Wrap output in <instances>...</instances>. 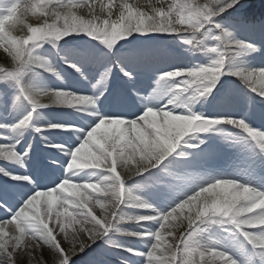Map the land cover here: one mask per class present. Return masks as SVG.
<instances>
[{
    "label": "rangeland",
    "instance_id": "rangeland-1",
    "mask_svg": "<svg viewBox=\"0 0 264 264\" xmlns=\"http://www.w3.org/2000/svg\"><path fill=\"white\" fill-rule=\"evenodd\" d=\"M224 4L221 7H215L213 10L209 11L206 8L205 1L199 3H181L180 0H174L170 10V16L166 19V24L162 27L157 25L149 29V33L153 32L154 35L160 36L164 33L170 32V29L174 31H181L183 26H189L188 30L193 28L195 20L200 18L202 22H206L209 19L212 20L214 17H217L221 13L232 9L234 6H243L246 0H223ZM264 1V0H261ZM160 2H163L160 0ZM165 3V2H163ZM31 4V1L26 3H20V0H9L6 5L11 9L9 13H6L4 17L3 14H0L2 23H0V28H4V33H0V58H8L16 54L18 50L17 39L14 38V34L17 32V28L20 29L22 33H28V38H32L37 32L44 33V29L50 28V33H44L43 39H46L50 44H54L56 39H71V38H86L90 34L95 32H104L106 34L112 33L114 31H119L120 33L124 32V26H121V22L117 19L118 26L117 29L112 28L110 24L104 26L105 21L104 16H99L98 26H104L103 30H93V27L96 26V23L92 20L90 24H68L62 19V15H57V11L53 12L50 16L46 17V11L39 9L30 10L28 6ZM32 6V4H31ZM105 4L100 6L99 13L101 14L103 10L108 7H104ZM109 8V7H108ZM107 9V8H106ZM62 12V10H61ZM71 17V14L69 15ZM200 16V17H199ZM69 17V18H70ZM45 18V19H44ZM44 19L41 23L42 28L33 27L39 24V22ZM59 19V21H57ZM75 19H79L76 17ZM27 21L29 25L26 27L18 26V23L21 21ZM34 22V23H31ZM260 20L259 22H261ZM103 22V23H102ZM194 22V23H193ZM264 22V19H263ZM254 23V22H253ZM252 21L246 25H242V21L238 20L235 23L228 22L224 23L221 21L219 24L220 32L216 33L213 30H208L205 32L204 37L208 39L207 46L212 48L214 53H208V55L216 54H231L237 57V61L231 60V66L235 71L238 69L242 72L240 78L244 81L245 85L250 89L255 90L258 96V103L264 106V38L260 37L255 39L252 35L254 34V29L256 26L253 25ZM128 28V24L126 27ZM123 30V31H122ZM143 34L145 32H142ZM250 36V37H247ZM87 39V38H86ZM90 39V38H89ZM91 41V40H89ZM88 41V42H89ZM3 44V45H1ZM5 46H8L5 48ZM234 48V49H233ZM238 48V51L237 49ZM159 51V50H158ZM233 51V52H232ZM36 60H38L36 58ZM207 66L209 64L205 63ZM40 65V64H39ZM42 66V70H45V66ZM174 72V70H173ZM171 73H168L170 76ZM166 76V80H158L157 82L152 77H145L148 80V84L144 88L142 94L144 99H151L153 107H157L155 110L157 114L152 116L150 114L145 115L141 122L136 127H128L124 129L127 137L124 139L133 140V142L127 144L128 141L116 142L112 139H107L104 134L106 127L102 126L97 129L95 136L85 140V147L78 149L71 161V165L76 167L78 164V159L83 157L79 162V165H88L89 163L103 162L107 160L106 150L113 145L114 147H122V157L127 161L131 160V150L136 149L140 152L148 151L149 145L155 147L156 144L158 147L167 148L170 144V139L179 136L183 133H186L189 126L192 124L191 121L194 119L195 113H198L195 107L188 103L185 98L180 97L181 92L174 91L175 86H186L185 80H178L176 83L172 84V81L169 82ZM142 81V77H139ZM32 79V85L35 88H39L38 94L34 97L41 95L42 92L47 90H52V82H48V78L44 73L34 74ZM153 80V81H152ZM143 82V81H142ZM156 82V83H154ZM188 90V89H187ZM56 93H59L57 90H53ZM163 98V99H162ZM235 107L240 110V102L242 105H247V101L243 100L241 97L238 98ZM65 99H58L57 102L60 104L64 102ZM219 101V99L217 100ZM244 103V104H243ZM233 106V107H234ZM232 107V108H233ZM3 110H1L2 113ZM222 114L226 115L229 119H232L236 124L249 128L252 131H256L255 134L259 143L264 146V136L259 134L257 129L248 123H244L243 119L245 116L243 114L236 112L235 114L223 112ZM260 120V119H257ZM12 123V122H11ZM11 123L6 125L7 128L4 130L9 136H16L18 129H10ZM195 128L201 127L196 124ZM225 131V130H223ZM120 136H117L119 138ZM234 138L237 139L235 144L230 147L231 157L234 158V161H229L224 164L226 170H230L233 175L238 179V176H242L248 180H251L254 185L264 183V166L259 161V165L253 161L254 158L247 153L248 143L240 135L234 134ZM6 142L0 141V146H4ZM110 144V145H107ZM129 148V149H128ZM141 152L142 156H146ZM238 154V155H237ZM117 158V156L115 155ZM97 158L99 161H95ZM97 165V164H96ZM75 173L77 171H74ZM175 173L179 171L174 170ZM183 186L187 185L188 182L191 183L192 180L189 176H178ZM69 189V188H67ZM189 192V196L180 194L181 198L176 200L175 203L178 205L179 209L184 211V203L187 202L189 205L188 208H192L196 201L200 199V195H194L192 192ZM49 196L56 197L57 200H63L65 195L61 191H55ZM48 196L49 199H51ZM238 196V194H237ZM237 199V197H233ZM256 198L247 193L244 197V203L239 207H243L247 203V208L249 204H252ZM228 201V199H227ZM35 215L34 203L28 197L25 202L22 204L19 213V220H13L8 225L1 223L0 229V264H42L45 262L40 255H49L54 251L53 244L51 241H48L47 238H43V241L38 240L35 236L37 234L45 235L43 232L44 229L38 225L33 224V216ZM83 220H87L88 223L81 225L82 234L78 237L80 240H86L88 237L89 230L92 229V225L89 224V221L94 223L93 217L85 215H78ZM37 222L42 225L43 222L37 220ZM148 222L146 224H150ZM145 224V225H146ZM144 225V226H145ZM178 224L172 226V230L168 229V226L164 223L159 227L153 230L150 240L143 242L142 240H136L134 246L130 245L131 249L142 247L143 243L150 246L148 252L146 253V260L139 258L140 264H171L172 255L168 258L160 259L159 257H152L158 252L155 244L160 243L162 249L169 251L171 248V241L174 238L175 230L177 229ZM196 235L193 238H189L187 244L190 245L191 249L196 254L195 264H222L221 260L228 259L232 264H243L241 260L242 248L235 239L224 233L218 231H210L209 233H195ZM4 236V237H2ZM142 237V236H140ZM262 237L264 238V232ZM261 245H264V242L261 241ZM165 251V252H166ZM12 252L16 254L13 256L7 254ZM189 251L180 256L178 264H189L191 262V257L188 254ZM133 255H138L141 252L132 250L130 251ZM51 257V255H50ZM133 258V257H132ZM57 259V257H54ZM221 259V260H219ZM224 264H227L224 263Z\"/></svg>",
    "mask_w": 264,
    "mask_h": 264
},
{
    "label": "bare ground",
    "instance_id": "bare-ground-1",
    "mask_svg": "<svg viewBox=\"0 0 264 264\" xmlns=\"http://www.w3.org/2000/svg\"><path fill=\"white\" fill-rule=\"evenodd\" d=\"M32 1H33V0H32ZM39 1H41V0H39ZM46 1H47V0H46ZM98 1H99V0H90V1H88V4H85L81 9H79V10H78V13H79V14H82L83 12L91 11V10L94 8L95 4H96ZM191 1H193V2H198V1H200V0H191ZM204 1H205L206 8H207L208 10H212V9H214L217 5L224 4V1H223V0H204ZM116 13H117V12H115L112 16H110V17L108 18V20H110L112 23L118 24V22L115 21V20H116V19H115V14H116ZM65 16H67V15L65 14ZM82 17L85 18V15H83ZM127 18H128V17H127ZM82 21H83V18H82V19L80 18L79 21H78V20H70V23H72V24H78V23H82ZM137 21H138V22H142L143 19H139V18H137ZM121 23H123V20H121ZM169 62H170V61H169ZM163 63L165 64V62H163ZM135 115H136V113H135V111H134V112H131L130 114H128L127 117H125V118L134 124L135 121L133 120V118L135 117Z\"/></svg>",
    "mask_w": 264,
    "mask_h": 264
}]
</instances>
